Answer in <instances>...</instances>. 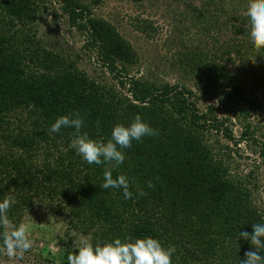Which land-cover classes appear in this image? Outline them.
Returning a JSON list of instances; mask_svg holds the SVG:
<instances>
[{
	"label": "trees",
	"instance_id": "obj_1",
	"mask_svg": "<svg viewBox=\"0 0 264 264\" xmlns=\"http://www.w3.org/2000/svg\"><path fill=\"white\" fill-rule=\"evenodd\" d=\"M39 2L0 0V200H15L8 214L49 201L51 210L67 214L72 228L93 235L96 244L98 238L104 244L150 236L175 247V264H240L251 246L239 239V231L251 233L252 224L264 220L253 209L249 191L213 168L199 137L213 130L225 131L229 138L230 131L216 117L205 122L196 96L185 87L158 89L130 79L131 103L110 96L105 87L91 83L61 55L36 42L31 27L41 14ZM57 2L70 25L88 36L89 48L110 74L119 73L118 63L128 72L136 54L108 23L94 19L79 0ZM236 31L242 37L248 33L245 28ZM242 51L227 46L210 52L201 46L186 66H200L205 82L212 83L211 96L234 101L239 80L231 68L234 54ZM257 55L261 58L264 52ZM251 71L256 77L255 69ZM75 112L84 120L82 131L101 142L110 139L113 126H127L137 114L156 130L124 150L122 165L108 166L114 178H128L131 199L121 190L100 188L105 166L89 165L75 154L69 147L73 129L49 132L58 117ZM261 157L264 161V147Z\"/></svg>",
	"mask_w": 264,
	"mask_h": 264
},
{
	"label": "rangeland",
	"instance_id": "obj_2",
	"mask_svg": "<svg viewBox=\"0 0 264 264\" xmlns=\"http://www.w3.org/2000/svg\"><path fill=\"white\" fill-rule=\"evenodd\" d=\"M40 1L41 14L31 27L36 42L61 55L91 83L105 87L110 96L125 105L132 102L130 79L158 89L169 85L192 90L204 121L211 123L216 117L230 131L229 138L225 131L199 134L210 163L224 180L249 191L253 209L264 220V56L258 58V52L252 49L249 32L242 37L236 31V27L248 29V0H79L94 19L108 23L136 54V62L128 66V72L118 63L119 73L114 75L89 48L88 36L70 25L57 0ZM201 46L210 52L214 47L227 46L243 50L233 56L231 71L239 80L234 101L225 95L211 96L212 83L205 82L200 66H186L190 54ZM252 69L256 77L251 76ZM120 82L125 83L124 87ZM244 135L249 138L242 140ZM49 205L46 201L31 211L8 214L12 225L28 228L33 246L22 256L18 253L9 258L0 253V264H64L67 255L79 246H95L93 235L76 232L69 216L51 210ZM189 235L185 233L183 238ZM98 239L101 244L102 239Z\"/></svg>",
	"mask_w": 264,
	"mask_h": 264
},
{
	"label": "clouds",
	"instance_id": "obj_3",
	"mask_svg": "<svg viewBox=\"0 0 264 264\" xmlns=\"http://www.w3.org/2000/svg\"><path fill=\"white\" fill-rule=\"evenodd\" d=\"M249 32V42L253 50L264 52V0H248L245 12ZM84 120L79 112L58 117L49 128L50 133H59L62 128H71L72 139L69 147L81 160L89 165H104L103 181L99 184L103 190L117 189L123 192L125 199H131L133 193L130 181L124 175L113 177L108 166L117 168L125 161V149L131 148L133 141H141L145 136L157 134L142 117L137 114L132 122L125 126L117 124L111 129L110 139L101 142L90 138L82 131ZM153 187L151 183L148 185ZM144 193L141 192L140 195ZM15 200L5 196L0 200V253L9 258L28 252L33 241L28 236L24 224L12 225L8 210ZM252 232L239 231V239L250 242L251 250L240 259V264H264V222L252 224ZM174 246L165 247L158 239L147 236L134 241H122L119 238L104 244L85 243L74 254L67 256V264H173Z\"/></svg>",
	"mask_w": 264,
	"mask_h": 264
}]
</instances>
